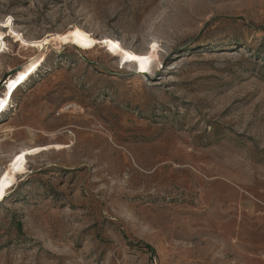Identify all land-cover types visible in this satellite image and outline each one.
<instances>
[{"label":"rangeland","instance_id":"1","mask_svg":"<svg viewBox=\"0 0 264 264\" xmlns=\"http://www.w3.org/2000/svg\"><path fill=\"white\" fill-rule=\"evenodd\" d=\"M0 190V264H264V0H0Z\"/></svg>","mask_w":264,"mask_h":264},{"label":"snow or ice","instance_id":"2","mask_svg":"<svg viewBox=\"0 0 264 264\" xmlns=\"http://www.w3.org/2000/svg\"><path fill=\"white\" fill-rule=\"evenodd\" d=\"M11 21V18H9V22ZM65 39V42H67V39L66 38H63ZM105 43L107 44H112L113 42L111 41H105ZM115 48H118L119 46L118 45H114ZM153 48L156 47L155 44L152 45ZM124 55L128 58V59H131V60H134L136 62H138L140 64V68H141V71H146V69L144 68V64L145 62L148 60L147 57H143V56H134L130 53H127L125 52ZM20 159H22V157H17V160L19 161ZM3 196V191L0 190V198H2Z\"/></svg>","mask_w":264,"mask_h":264},{"label":"trees","instance_id":"3","mask_svg":"<svg viewBox=\"0 0 264 264\" xmlns=\"http://www.w3.org/2000/svg\"><path fill=\"white\" fill-rule=\"evenodd\" d=\"M85 50H86V49H85ZM85 50H84V51H85ZM13 97H14V96H13ZM139 244H141V243H139ZM142 248L146 249L150 254L154 255L155 250H153L151 246H149V245H143Z\"/></svg>","mask_w":264,"mask_h":264},{"label":"bare ground","instance_id":"4","mask_svg":"<svg viewBox=\"0 0 264 264\" xmlns=\"http://www.w3.org/2000/svg\"><path fill=\"white\" fill-rule=\"evenodd\" d=\"M72 107V106H71Z\"/></svg>","mask_w":264,"mask_h":264}]
</instances>
